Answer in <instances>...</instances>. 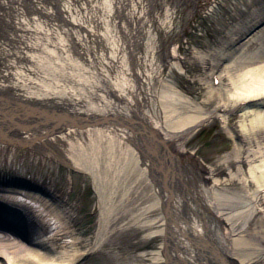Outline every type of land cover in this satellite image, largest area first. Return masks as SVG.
<instances>
[{
    "label": "bare ground",
    "instance_id": "bare-ground-1",
    "mask_svg": "<svg viewBox=\"0 0 264 264\" xmlns=\"http://www.w3.org/2000/svg\"><path fill=\"white\" fill-rule=\"evenodd\" d=\"M250 18L243 37L216 45L213 53L193 57L203 66L206 100L199 105L176 97L160 101L153 107L156 119L149 104L141 103L142 95L149 97L151 79L140 69L128 73L139 81L138 88L114 84L103 89L122 107L97 109L68 90L51 85L15 83L18 94L12 93L10 99L0 97V141H5L6 135L13 142L31 144L32 138L65 130L60 138L86 141L84 145L69 141L55 156L93 180L102 217L88 252L101 248L105 241L110 219L107 192L119 193L130 180L131 185H139L146 178L163 214V242L156 263L258 264L264 259V15L257 11ZM0 59L4 58L0 55ZM33 112L40 114L28 116ZM236 112L231 128L238 144L233 154L217 168L198 163L201 187L208 189V207L191 204L190 197H196L189 191L186 198L183 195L176 201L173 185L178 181L186 189L190 185L182 177L181 164L197 165L186 143L209 120L228 124L224 116ZM232 185L241 186L236 196L217 195L218 189L226 193ZM185 204L194 214L200 209L203 212L180 214ZM211 215L225 222L226 228L218 234L209 224ZM253 216L261 221L255 228L250 226ZM66 219H70L69 212L49 187L20 173L0 174V264H76L82 255L57 253L52 242L56 233L68 234Z\"/></svg>",
    "mask_w": 264,
    "mask_h": 264
},
{
    "label": "rangeland",
    "instance_id": "rangeland-1",
    "mask_svg": "<svg viewBox=\"0 0 264 264\" xmlns=\"http://www.w3.org/2000/svg\"><path fill=\"white\" fill-rule=\"evenodd\" d=\"M120 3L0 0V55L4 58L0 59V97L10 99L12 93L18 94L15 83L32 87L51 85L68 90L74 98H83L87 105L97 109L112 108L121 104L115 103L112 93H103V89L114 84L138 88L139 81L128 73L140 69L151 79L149 97L145 99L142 95L141 103L149 104L156 119L153 107L160 101L166 103L176 97L202 104L207 98L202 91L204 71L193 57L213 53L216 45L243 37L250 27V15H256L257 11L264 15V0H121ZM28 114L37 117L40 113ZM233 114L237 112L224 116L228 124L209 120L186 143L197 165L181 164L182 177L190 185L187 189L179 181L173 185L176 201L183 195L186 198L189 191L196 197H190L191 204L208 207V189L201 187L198 163L217 168L233 154L238 144L231 128ZM92 127L95 126H86ZM65 131L40 135L24 145L5 135V141H0V174L20 173L59 195L63 208L70 214V219L63 220L68 234L58 232L52 242L57 253L82 255L76 264H158L163 214L146 178L139 185H131L130 180L119 193L112 189L107 192L110 219L105 241L101 248L88 252L102 217L99 198L89 174L69 168L55 156L69 141L80 145L86 142L60 138ZM229 187L228 193L220 188L217 195L232 198L241 188ZM186 204L181 206L180 214L188 215V211L194 214ZM209 217V224H213L217 234L226 228L225 222L215 219V215ZM155 222L156 228L143 227ZM259 224L260 219L253 216L250 226L255 228ZM258 264H264V259Z\"/></svg>",
    "mask_w": 264,
    "mask_h": 264
}]
</instances>
